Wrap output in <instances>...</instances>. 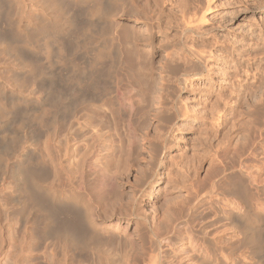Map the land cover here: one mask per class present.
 I'll return each mask as SVG.
<instances>
[{
	"label": "rangeland",
	"instance_id": "obj_1",
	"mask_svg": "<svg viewBox=\"0 0 264 264\" xmlns=\"http://www.w3.org/2000/svg\"><path fill=\"white\" fill-rule=\"evenodd\" d=\"M183 44L208 57L202 76ZM263 77L264 0H0V264L186 260L192 188L229 173L224 150L252 135L242 157L264 191ZM25 107L32 122L13 136ZM241 184L257 239L223 222L210 236L225 264H264L261 195Z\"/></svg>",
	"mask_w": 264,
	"mask_h": 264
},
{
	"label": "bare ground",
	"instance_id": "obj_2",
	"mask_svg": "<svg viewBox=\"0 0 264 264\" xmlns=\"http://www.w3.org/2000/svg\"><path fill=\"white\" fill-rule=\"evenodd\" d=\"M179 2V1H178ZM177 2V3H178ZM181 3V2H180ZM179 5V4H178ZM97 7V6H96ZM185 7V5H184ZM57 8V7H56ZM99 9V8H98ZM183 9V8H182ZM208 9V8H207ZM181 11V10H180ZM61 12V11H60ZM177 12V11H176ZM175 12V13H176ZM188 12V11H187ZM186 12V13H187ZM180 13V12H179ZM185 14V12H184ZM183 14V15H184ZM58 15V14H57ZM181 15V14H180ZM179 15V16H180ZM187 15V14H186ZM196 15V14H195ZM55 17V16H54ZM57 17V16H56ZM186 17V16H185ZM195 17V16H194ZM189 18V17H188ZM202 18V17H200ZM58 19L59 18H56L55 20H57L58 22ZM192 19V18H190ZM195 19V18H194ZM54 20V21H55ZM185 23V22H184ZM187 23V22H186ZM185 23V24H186ZM201 23V22H200ZM203 23V22H202ZM179 24V23H178ZM189 24V23H188ZM188 24H186V26L184 27L183 29V33L186 34V33H189L190 32V29H189V26ZM53 30H58L60 27L59 25L55 22L53 24ZM197 27V25H196ZM42 28V27H41ZM40 28V29H41ZM183 28V27H182ZM39 29V30H40ZM196 29V28H195ZM17 30V28H16ZM15 30V31H16ZM44 29H41V31L43 32ZM200 30V29H199ZM180 31V30H179ZM20 32V31H19ZM197 32V31H196ZM200 32V31H199ZM180 33V32H179ZM44 34V33H43ZM193 36V35H191ZM47 37V36H46ZM27 38V37H26ZM30 38V36H29ZM185 38V37H184ZM31 39V38H30ZM186 39V38H185ZM27 40V39H25ZM32 40V39H31ZM29 42V41H28ZM49 41L44 39V47H46V45H48ZM185 43V42H184ZM209 43V42H208ZM31 44V43H30ZM206 44V43H205ZM187 45V44H186ZM189 45V44H188ZM198 45V44H197ZM184 48L186 49V53L188 52L187 55L191 56L194 58V60L196 61V66L198 67V69L201 70V72H198L196 73L195 75L193 76H196L198 77V75H201L207 70L206 68V65H205V60L206 58V55L204 52H199V51H195V50H192V48H188L187 46H185L183 44ZM182 46V47H183ZM190 47V45H189ZM183 48V49H184ZM45 51H47L48 49L47 48H44ZM204 51V50H203ZM206 52V51H205ZM49 53V52H48ZM47 53V54H48ZM176 54V53H175ZM207 54V53H206ZM183 55V54H182ZM210 55V53H209ZM186 56V55H185ZM178 57V56H177ZM184 57V56H182ZM173 58V57H172ZM186 58V57H185ZM170 60V59H169ZM178 60V59H177ZM208 60V59H207ZM191 61V60H190ZM176 62V61H175ZM189 62V61H188ZM170 63V61H169ZM191 63V62H190ZM139 64V63H138ZM147 65V63H145ZM178 64H181V63H178ZM185 64V63H184ZM144 65V64H142ZM191 65V64H190ZM153 67V66H152ZM170 67V66H169ZM196 67V68H197ZM178 68V67H177ZM145 69V68H144ZM176 69V68H175ZM184 69V68H183ZM189 69V68H188ZM191 69V67H190ZM140 70V69H139ZM138 71V70H137ZM148 71V70H147ZM151 71V69H150ZM188 71V70H187ZM198 70H196L197 72ZM144 72V71H143ZM146 72V71H145ZM176 72V71H175ZM184 72V71H183ZM139 73V72H138ZM172 73V72H171ZM177 73V72H176ZM175 73V74H176ZM202 73V74H201ZM137 74V73H136ZM189 74V73H188ZM186 72L185 74H181L180 77L177 78V82L178 84L180 85H186ZM138 77V76H137ZM264 78V77H263ZM262 78V80H263ZM143 79V78H142ZM148 79V78H147ZM165 80V79H164ZM145 81V80H144ZM165 82V81H164ZM237 82V81H236ZM168 83V82H167ZM166 83V84H167ZM187 86V85H186ZM167 87V86H166ZM176 87V86H175ZM185 87V86H184ZM237 87V86H235ZM178 88V87H177ZM176 88V89H177ZM189 88V87H188ZM192 88V87H191ZM174 89V88H173ZM252 89V88H251ZM258 92L260 91L262 97L264 98V81H261V84H260V87H259V90H257ZM173 92V91H172ZM175 92V91H174ZM178 92V91H177ZM250 93V92H249ZM254 93V92H253ZM252 93V97L255 95H253ZM238 94V93H237ZM248 96V95H247ZM237 98V97H236ZM248 98V97H247ZM151 100V99H150ZM178 100V98H177ZM246 100V99H245ZM256 100V99H255ZM258 100V99H257ZM22 101V100H21ZM8 104V103H7ZM25 104V102H24ZM178 104L177 102L175 103V105ZM181 104V103H180ZM179 104V105H180ZM255 104V103H254ZM12 107L16 106L14 105V103H11ZM178 105V106H179ZM257 105L259 106V110L261 108L264 109V100L263 101H258ZM256 105V106H257ZM26 106V105H25ZM181 106V105H180ZM6 107V103L5 104H0V108L4 111ZM15 108V107H14ZM18 108V107H17ZM180 109V108H179ZM19 110V109H18ZM22 113H21V117H19L20 119H18V129H13L12 132H15L16 135L12 134L13 136H17L18 135V131H20V134H22L21 132H24L25 128L28 126L29 128V123L32 122L30 121V114L28 115V111L25 107V109L23 110L22 109ZM179 111V110H178ZM186 111V110H185ZM262 111V109H261ZM182 113L184 111H181ZM179 113V112H178ZM181 113V114H182ZM186 113V112H185ZM180 114V115H181ZM33 116V114H31ZM32 119L34 117H31ZM177 118V117H176ZM16 127V125H15ZM13 127V128H15ZM252 128V127H251ZM250 129V128H249ZM253 131V129H250V132ZM26 132V131H25ZM24 132V133H25ZM23 133V134H24ZM26 134V133H25ZM133 136V135H132ZM21 138L23 136H20ZM20 137H18V139H20ZM252 138V139H251ZM251 138L249 139V141L247 140L248 138H246V140H244L245 143L241 144L240 146H237V147H232L234 148L233 149V153H232V156L230 157H227V150H224V154L226 156V162H224L223 164V170L226 171H230L229 173L227 172V174L225 173L223 176L221 174L222 177L220 178H217V179H213L215 177H211V179H209L210 177H208L209 175H205V179H209L208 184H206L205 186H202L200 191L198 192L196 190L195 187L191 186L192 188V191H191V206H190V212L187 216V220H186V224L185 226L187 227L186 229H184V233L185 235L187 236V239H188V243L190 244L189 246V252H185L184 249H180L179 251L182 252V253H186L185 255L189 257V254H193L190 259H187L183 261V259H179L178 261H165V262H162L160 260V258H156L154 259L153 262H151V264H181V263H185V264H225V259L227 258V254L225 253V250L221 247H219L216 243V239L214 238H211L210 236V231H209V228L212 227V226H216L219 222H223V224L225 226H233V228L231 229H234V230H238L239 233L240 231H242L243 233V229L246 231L245 233H247V236L249 237L248 240H253V238H255V236H253V222H251L249 220V216H253V205H249V204H244L241 199L238 197V194H239V191L241 189V186H242V182H246L252 189H254L258 195L260 196V204L257 205V210L259 212L262 213V216L264 218V191H263V188H262V185L260 184V182L258 181L257 177H256V173L253 172V166H249L247 164H245V158L244 157V153L247 151V149L251 148L249 147L250 145H253V142L254 141H250V140H253V135L251 136ZM247 141V142H246ZM242 143V142H241ZM139 145V144H138ZM204 146V145H203ZM225 146V145H224ZM228 146V145H226ZM198 148V147H197ZM231 148V149H232ZM229 149V147H228ZM196 150V149H195ZM250 150V149H249ZM157 153V152H156ZM159 154V153H158ZM157 154V155H158ZM224 154L222 153V155L224 156ZM196 155V153H195ZM205 155V154H203ZM208 155V153H207ZM230 155V154H229ZM228 155V156H229ZM243 155V157H242ZM155 156V154H154ZM192 156V155H191ZM194 157V156H193ZM198 157V156H197ZM201 157V156H200ZM231 157H233V161H231ZM242 157V158H241ZM155 158V157H154ZM203 158V157H202ZM224 158V157H223ZM193 159V158H191ZM180 160V158L178 159ZM211 160V159H210ZM197 161V160H196ZM186 162V161H185ZM195 162V160H194ZM199 162V161H198ZM156 163V162H155ZM175 163V161H174ZM197 163V162H196ZM200 164V163H199ZM156 165V164H155ZM183 165V164H182ZM91 166V165H89ZM150 166V165H149ZM154 166V165H153ZM201 166V165H200ZM117 167V166H116ZM115 167V168H116ZM176 167V166H175ZM184 167V166H183ZM197 168V167H196ZM139 169V168H138ZM151 169V168H150ZM184 169V168H183ZM101 170V178H99V184L102 186V187H106L108 186L110 183H109V180L112 179V174H111V177H109L107 171H105V169H100ZM136 170V168H135ZM181 170V169H180ZM208 170V168H207ZM211 170V169H210ZM115 171V170H113ZM117 171V170H116ZM115 171V172H116ZM137 171V170H136ZM141 171V170H140ZM149 171V170H148ZM194 171V170H193ZM223 171V172H224ZM190 172V171H189ZM209 172V171H208ZM82 173V172H81ZM111 173V171H110ZM119 171L117 172V174L113 172V175H118ZM139 173V172H138ZM27 175L26 176H29L31 177V173H26ZM87 174V173H86ZM120 174V173H119ZM123 174V173H122ZM119 175L118 176V179L116 180H113V187H115V185L118 183V184H121L122 181L125 179V177H123V175ZM144 174V173H143ZM195 174V173H194ZM220 174V173H219ZM33 175V174H32ZM176 175V174H175ZM197 175V174H196ZM90 176V175H89ZM114 176V177H115ZM144 175H142L143 177ZM151 176V175H150ZM149 176V177H150ZM183 176V175H182ZM185 176V175H184ZM215 176V174H214ZM217 176V175H216ZM147 177V175L145 176V178ZM204 177V176H203ZM144 178V177H143ZM90 179V178H89ZM137 179H138V176H137ZM147 179V178H146ZM145 179V181H146ZM169 179V178H168ZM179 179V178H178ZM233 179H237L236 181L233 180ZM172 180V179H171ZM200 180V179H199ZM86 181L89 182V180L87 179V176L85 175V173H82V176L80 177V184L81 186L84 185V187L86 186ZM138 181V180H137ZM136 181V182H137ZM143 181V180H142ZM143 181V182H145ZM148 181V180H147ZM203 181V179H202ZM92 182V181H91ZM176 182V181H175ZM96 183V182H95ZM137 183H140L137 182ZM136 183V185H137ZM142 183V182H141ZM140 183V184H141ZM190 183V182H189ZM181 184V183H180ZM135 185V186H136ZM176 185V184H175ZM194 185V184H193ZM111 186V185H110ZM132 186V185H131ZM197 186V185H196ZM100 187V186H99ZM112 187V188H113ZM86 188V187H85ZM117 188V187H116ZM139 188V187H138ZM106 189V188H105ZM115 189V188H114ZM142 189V188H141ZM139 190V189H138ZM95 191V190H94ZM99 191V190H98ZM114 191V190H113ZM92 192V191H91ZM104 192V191H102ZM102 192H99L100 193V196L102 195ZM98 193V194H99ZM190 194V193H189ZM105 197L106 195L103 194ZM119 196V195H118ZM111 197V196H110ZM113 197V196H112ZM213 197H215L216 199L213 200ZM119 198V197H118ZM111 199V198H109ZM116 200V198H114ZM104 202H107V200L103 199ZM109 201V200H108ZM114 201V200H113ZM188 201V200H187ZM186 201V202H187ZM111 202V201H109ZM108 203V202H107ZM215 203V205H213ZM111 204V203H110ZM113 204V203H112ZM119 204V203H118ZM218 204V205H217ZM97 205V204H96ZM107 205V204H106ZM217 205V206H216ZM93 207V206H92ZM107 207V206H106ZM82 208V207H81ZM102 208V207H101ZM189 208V207H188ZM187 208V209H188ZM250 208V209H249ZM87 209H88V206L87 208H82L81 209V213L80 216L83 217L90 225L88 226H91V228L93 229L94 226H96L95 224H92V221H90V217L91 215L87 212ZM93 209V208H92ZM103 209V208H102ZM255 209V208H254ZM171 212V211H170ZM260 216V215H259ZM261 218V217H260ZM197 220V228H194V225H193V221L194 220ZM206 219H208L206 222ZM175 220V219H174ZM180 221V220H179ZM68 222V221H67ZM185 222V220H184ZM81 223V222H80ZM79 223V224H80ZM246 223V224H244ZM84 224V223H83ZM93 227H92V225ZM67 225V224H65ZM69 225V224H68ZM67 225V226H68ZM82 225V223H81ZM80 225V226H81ZM87 224H84V226H86ZM64 226V225H63ZM66 226V227H67ZM71 226V225H70ZM73 226V225H72ZM83 226V225H82ZM178 224L176 226H174V228L170 231L171 234L170 235H174L176 234L177 232H179V227H177ZM69 227V226H68ZM79 227V226H78ZM65 228V227H63ZM77 228V227H76ZM81 228V227H80ZM90 228V227H89ZM70 229V228H69ZM83 229V228H82ZM255 229V228H254ZM72 230V228H71ZM249 230V231H248ZM68 231V230H67ZM66 229H65V233H70V232H67ZM209 231V232H208ZM226 231V230H225ZM232 231V230H231ZM237 231V232H238ZM248 231V232H247ZM218 232V230H217ZM212 233V232H211ZM241 233V234H242ZM155 234V233H154ZM168 234V232H167ZM235 231H232L230 232V234H228L230 237L233 235L235 237ZM244 234V233H243ZM82 235V234H81ZM156 235V234H155ZM227 235V236H228ZM244 236V235H243ZM246 236V237H247ZM261 236V235H260ZM167 237V235H166ZM245 237V236H244ZM164 238V237H163ZM169 238V236H168ZM168 238H164V241L163 239H161L160 241H163L165 244L169 243V239ZM233 238V237H232ZM171 239V238H170ZM231 239V238H229ZM257 239V238H256ZM254 239V240H256ZM245 240V239H244ZM253 240V241H254ZM251 242V241H250ZM257 242V241H256ZM253 243V242H251ZM156 244V243H155ZM158 244V243H157ZM160 244H162V242H160ZM209 245L215 247V250L213 251V254L211 255L212 257V261H210L209 259ZM257 245V244H256ZM155 246V245H154ZM260 247V246H258ZM160 248V247H159ZM162 250V249H160ZM159 253V252H158ZM158 255V254H157ZM156 255V256H157ZM152 256V255H151ZM184 256V255H183ZM229 256V255H228ZM151 258V257H150ZM155 258V256H154ZM153 259V258H152Z\"/></svg>",
	"mask_w": 264,
	"mask_h": 264
}]
</instances>
